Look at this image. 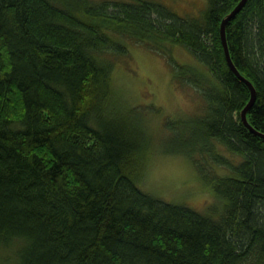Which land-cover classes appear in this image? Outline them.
Returning <instances> with one entry per match:
<instances>
[{
    "label": "trees",
    "instance_id": "1",
    "mask_svg": "<svg viewBox=\"0 0 264 264\" xmlns=\"http://www.w3.org/2000/svg\"><path fill=\"white\" fill-rule=\"evenodd\" d=\"M240 1L182 17L158 0H0V247L22 242L16 264H264V138L241 120L251 91L220 38ZM226 29L256 90L248 121L264 134V0ZM132 43L167 56L204 100L182 150L223 200L216 218L139 187L152 138L117 97L111 58ZM172 45L205 72L177 65ZM197 154L230 174L211 175Z\"/></svg>",
    "mask_w": 264,
    "mask_h": 264
},
{
    "label": "rangeland",
    "instance_id": "2",
    "mask_svg": "<svg viewBox=\"0 0 264 264\" xmlns=\"http://www.w3.org/2000/svg\"><path fill=\"white\" fill-rule=\"evenodd\" d=\"M158 1L182 17H197L206 7V0ZM169 48L177 65L205 72L187 48L180 45ZM111 58L114 61L112 77L117 97L125 106L140 110L152 138L139 187L166 202L186 205L204 215L218 217L223 209V200L215 195L191 156L184 152L192 147L189 142L192 139L190 125L185 121L204 113L205 103L201 94L190 85L177 83L173 77L176 65L167 56L144 45L132 43L127 58ZM167 122L176 124L178 130L172 133L166 126ZM220 151L233 163L240 159L223 147ZM193 156L195 158V153ZM197 158L209 163L207 171L212 172L211 175L230 174L228 169L211 165L207 158L203 159L199 154ZM21 244L14 240L6 248L0 247V264H16L15 252Z\"/></svg>",
    "mask_w": 264,
    "mask_h": 264
},
{
    "label": "water",
    "instance_id": "3",
    "mask_svg": "<svg viewBox=\"0 0 264 264\" xmlns=\"http://www.w3.org/2000/svg\"><path fill=\"white\" fill-rule=\"evenodd\" d=\"M249 0H241L239 2V4L235 7V9L228 14L224 20L221 23V28H220V38H221V42L224 48V53H225V58H226V62L229 66V68L233 71V73L236 75V77L238 79H240L241 81H243L250 89L251 91V100L250 102L247 104V106L243 109V111L241 112V120L243 122V124L254 134L264 138V134L260 133L259 131H257L254 127L251 126V124L248 121V113L250 112L251 108L253 107L255 100H256V90L255 87L253 86V84L247 79L245 78L236 68V66L233 63V60L231 58V54H230V50H229V46H228V41H227V25L228 23H230L244 8V6L246 5V3Z\"/></svg>",
    "mask_w": 264,
    "mask_h": 264
}]
</instances>
